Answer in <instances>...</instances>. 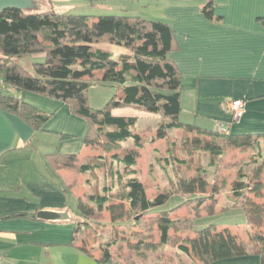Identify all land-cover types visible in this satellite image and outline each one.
<instances>
[{
    "label": "trees",
    "instance_id": "16d2710c",
    "mask_svg": "<svg viewBox=\"0 0 264 264\" xmlns=\"http://www.w3.org/2000/svg\"><path fill=\"white\" fill-rule=\"evenodd\" d=\"M209 7V4L204 6L202 11L206 17L212 18ZM102 44L121 47L129 54L114 59L109 51L98 48ZM174 50V33L165 22L126 15H64L55 11L28 13L17 9L0 11L2 82L9 89L63 103L70 115L83 119L87 124L84 147L111 154L110 163L123 166L126 176L134 175L116 196L118 204L111 202L106 188H103V195H89L85 202L78 199L72 245L77 242L76 235L81 224L88 225L91 219L105 210L110 214L112 223H121L122 219L132 216L135 221H139L140 217L147 218L150 226H155L157 231L158 241L153 245H176L181 252L193 256L201 264L250 253L257 254L260 264H264V236L259 234L251 236L255 250H248L243 240L229 230L218 231L215 226L197 231L191 237L183 236L184 233L193 232L195 219L204 213H215L216 195L221 189L216 183L208 184L203 174L181 180L177 190L181 195L197 194L198 197L183 202L173 210L148 215L152 209L164 203L167 196L162 199H148L145 196V188L138 179L139 173L133 169L146 143L135 132L138 119L114 116L112 110L133 107L153 113L162 120L158 139H164L169 129H184L190 133L192 144L198 146L193 149L209 153L211 159L220 157L225 148L245 151L264 141V135H221L179 122L180 91L177 87L181 76L168 58V54ZM34 54H43L44 62L32 65L33 74L13 62V58ZM96 72L102 74L101 79L96 80L99 84L116 86L121 90V95H113L100 110L92 109L87 97L89 81ZM0 108L20 117L34 131L51 117V114L16 99L8 90L0 92ZM128 139L133 141V147L123 150L122 143ZM45 158L54 172L70 170L85 174L103 169L105 163L104 156L100 154L88 159L87 164H79L77 155L51 154ZM237 177L236 186L232 189L237 198L231 207L241 208L246 223L257 227L264 222V202H255L264 200V182L257 177L243 181L241 179L245 176L240 172ZM208 185H211L210 190ZM182 208H187L188 213L176 215ZM113 243L105 245L101 258L96 260L98 264H115L109 252ZM76 247L92 257L84 246Z\"/></svg>",
    "mask_w": 264,
    "mask_h": 264
},
{
    "label": "crops",
    "instance_id": "0c3cea01",
    "mask_svg": "<svg viewBox=\"0 0 264 264\" xmlns=\"http://www.w3.org/2000/svg\"><path fill=\"white\" fill-rule=\"evenodd\" d=\"M35 2L37 12L88 16L127 12L126 3H136L139 7L152 5L158 10L156 20L167 23L174 33L175 50L168 54V58L181 76L177 87L180 91L179 122L210 131H214L216 124H223L228 126L227 134L235 136L264 135V0ZM208 4L212 18L206 17L202 11ZM40 5L45 6L44 11ZM98 48L109 51L114 59L129 54L112 45L102 44ZM34 56L39 58L43 54ZM101 75L97 74L96 79L100 80ZM7 90L16 99L51 114V117L34 131L20 117L0 108V264H88L83 258L86 254L76 247L78 243L72 245L77 216L72 212L69 194L72 193L77 201L85 202L87 196L94 194L88 192V187L96 190V175L102 169L85 174L70 170L54 172L45 158L51 154L77 155L79 164H87L88 159L99 156L96 149L83 145L87 124L70 115L61 102L18 89ZM231 101L244 104L238 122L232 120ZM180 117L186 121L181 122ZM149 132L151 129L147 128L136 133L146 140L145 133ZM132 147L133 141L130 149ZM136 165L133 169L138 171ZM141 175L139 173L138 179L145 188V196L155 198L147 196V187L152 185L141 181ZM87 176L93 180L85 181L86 191H78L80 177ZM126 178H134V175ZM40 211L67 213L71 219L40 220L37 218ZM211 264H260V258L250 253Z\"/></svg>",
    "mask_w": 264,
    "mask_h": 264
},
{
    "label": "rangeland",
    "instance_id": "374dc122",
    "mask_svg": "<svg viewBox=\"0 0 264 264\" xmlns=\"http://www.w3.org/2000/svg\"><path fill=\"white\" fill-rule=\"evenodd\" d=\"M40 7L41 11H44L45 6L40 5ZM125 8L128 9L127 12H117L115 15L108 16L126 15L140 17L148 21H157L158 10L154 9L152 5L139 7L136 3H126ZM13 62L33 74L32 65L44 62V57L22 55L20 58H13ZM97 74L99 72H96L94 78L89 81L90 86L87 90L89 106L94 110L102 109L113 95L121 94V90L116 86L99 84L96 81ZM113 114L115 116H137V133H141L147 128L151 129V132L145 133L146 143L141 151L136 169L141 171L139 172L142 174L140 180L152 185L147 187V196L156 199L167 196V199L152 209L148 215L153 216L156 213L173 210L183 202L198 197L197 194L181 195L177 190L181 180L190 179L200 173L204 175L208 184L216 183L221 189L216 195L215 213L212 215L204 213L195 219L193 232L184 233L183 236L191 237L197 231L215 226L218 231L227 229L232 234L239 235L248 250H255L251 236H255V234L264 236V222L257 227L246 223L242 209L231 207L237 198L232 189L236 186L238 172L245 176L241 179L243 181L248 182L257 177L264 182L263 140L245 151L225 148L220 157L211 159L209 153L193 149L198 148V146L192 144V139L188 137L185 131L179 132L176 129H169L164 140L158 139L161 120L155 115H151L150 112L136 108H125L114 110ZM180 121L184 123L186 120L180 117ZM157 140H161V142ZM218 142L221 143V140ZM131 146V139L122 144L124 150L130 149ZM95 152L102 157L104 156L105 163L103 169L96 175V190H92L89 186L88 192L103 195V188H106L109 190L107 196L111 202L118 204L119 201L116 196H119L127 182L123 166L115 162L110 163L111 154L102 153L99 149H96ZM93 162L96 163L94 160ZM87 179L88 176L80 177L81 188L78 191H86L85 181ZM88 180L92 181L93 179L89 178ZM210 186L208 185V190H210ZM262 192L264 194V189ZM69 195L74 214L77 212V198L72 193ZM249 197L254 200L251 195ZM255 202L261 203L264 200L259 199ZM124 206L126 209L128 208L125 202ZM223 209L226 210L222 211ZM187 213V208H182L176 212V215L184 216ZM134 218L132 216L122 219L121 223H112L110 214L104 210L95 219H91L88 225L81 224L76 238L78 245L84 246L93 254V257L84 254L86 257L83 258L87 260L88 264H98L96 260L101 258L103 248L113 241L115 243L109 248V252L113 255L115 264H201L193 256L181 252L176 245L164 247L153 245L157 244L158 241L156 227H151L150 222L145 217H140L139 221H135ZM150 234L151 237H148ZM79 252L82 251L79 250Z\"/></svg>",
    "mask_w": 264,
    "mask_h": 264
},
{
    "label": "water",
    "instance_id": "95a60500",
    "mask_svg": "<svg viewBox=\"0 0 264 264\" xmlns=\"http://www.w3.org/2000/svg\"><path fill=\"white\" fill-rule=\"evenodd\" d=\"M17 9L23 12H37L35 0H0V11ZM37 218L44 221H69L70 215L55 211H40Z\"/></svg>",
    "mask_w": 264,
    "mask_h": 264
},
{
    "label": "built area",
    "instance_id": "2783aa9c",
    "mask_svg": "<svg viewBox=\"0 0 264 264\" xmlns=\"http://www.w3.org/2000/svg\"><path fill=\"white\" fill-rule=\"evenodd\" d=\"M7 86L2 82L0 79V92L7 90ZM229 109L233 113L232 120L233 122H238L239 119L242 117L244 112V104L240 101H231L229 103ZM214 132L221 134V135H227L228 133V126L223 124H216L214 128Z\"/></svg>",
    "mask_w": 264,
    "mask_h": 264
}]
</instances>
